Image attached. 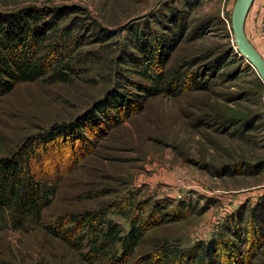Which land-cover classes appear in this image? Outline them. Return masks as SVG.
I'll return each mask as SVG.
<instances>
[{
	"label": "rangeland",
	"instance_id": "1",
	"mask_svg": "<svg viewBox=\"0 0 264 264\" xmlns=\"http://www.w3.org/2000/svg\"><path fill=\"white\" fill-rule=\"evenodd\" d=\"M235 1L0 0V12L30 5L76 8L71 16L80 19L84 30L73 29L72 34L83 37L82 53L88 52L87 64L81 67L84 72L75 78L22 82L0 98V157L28 136L83 113L115 89L118 75L144 82L119 57L122 52H136L137 33L154 30L161 32V38L171 32L180 34L177 27L158 28V20L171 8L181 9L187 17L168 67L218 65L214 72L205 71L207 89L148 98L139 113L100 138L72 170H64L43 212L47 226L53 227L60 215L124 200L144 202L152 212L153 203L159 202L156 212L163 213L166 206V222L147 232L143 249L162 239L182 248L206 245L232 223L242 232L236 239L234 264H264V241L259 246L252 235L261 230L264 238V89L234 42ZM192 2V7L187 6ZM101 29L111 37L100 41L105 35ZM244 32L257 52L264 54V0L253 1ZM119 85V89L135 90L122 81ZM70 162L64 158V169ZM252 169L257 171L250 173ZM88 193L97 196L88 198ZM114 211L108 218L126 232L128 223ZM157 213L148 215H152L150 223ZM177 213L185 216L176 219ZM27 227L0 230V264H89L80 250L54 237L49 229Z\"/></svg>",
	"mask_w": 264,
	"mask_h": 264
},
{
	"label": "trees",
	"instance_id": "2",
	"mask_svg": "<svg viewBox=\"0 0 264 264\" xmlns=\"http://www.w3.org/2000/svg\"><path fill=\"white\" fill-rule=\"evenodd\" d=\"M194 4L187 3V6ZM76 12V8L69 6L33 5L0 12V98L22 82H65L84 72L85 68L81 70V67L87 64L85 56L88 52L82 53L83 37L76 34L84 30V24L78 23L80 19L71 16ZM185 15L181 9L171 8L169 13L163 14L162 20H158L160 30L177 27L180 34L171 32L168 37L161 38V32L154 30L137 33L133 46L136 52L127 55L122 52L120 55L119 61L132 67L133 74L144 82L118 75L115 89L94 101L90 109L71 121L28 136L10 153L0 157V230L6 227L28 230L27 225L31 229L47 228L54 237L80 250L81 258L89 264L236 263V239H240L242 232L237 224L232 223L224 230L226 233L206 245L196 243L182 248L162 239L147 250L143 249L147 232L166 222V206H162L163 213L156 212L159 202L153 203V212L157 216L152 223L149 220L152 215H148L153 212L148 211L149 206L129 200L60 215L53 227L47 226L43 220V212L51 203L64 170H72L94 150L100 138L139 113L148 98L207 89L205 71L214 72L218 65L210 62L206 69L194 67L191 63L168 67L171 53L185 31ZM102 31L105 35L99 38L100 41L111 37L106 30ZM120 81L135 90L119 89ZM260 87L264 89L261 82ZM65 157L71 162L64 169ZM257 169L250 170V173ZM95 196L97 194L87 195L88 198ZM112 208L128 223L126 232L118 222L108 218ZM184 216L177 213L175 218ZM252 235L260 246L264 241L262 231ZM240 242L243 244L244 240Z\"/></svg>",
	"mask_w": 264,
	"mask_h": 264
},
{
	"label": "water",
	"instance_id": "3",
	"mask_svg": "<svg viewBox=\"0 0 264 264\" xmlns=\"http://www.w3.org/2000/svg\"><path fill=\"white\" fill-rule=\"evenodd\" d=\"M254 0H236L231 13V29L240 57L245 58L264 84V59L247 39L244 32L246 15Z\"/></svg>",
	"mask_w": 264,
	"mask_h": 264
},
{
	"label": "crops",
	"instance_id": "4",
	"mask_svg": "<svg viewBox=\"0 0 264 264\" xmlns=\"http://www.w3.org/2000/svg\"><path fill=\"white\" fill-rule=\"evenodd\" d=\"M262 56V58L264 59V54H260Z\"/></svg>",
	"mask_w": 264,
	"mask_h": 264
},
{
	"label": "built area",
	"instance_id": "5",
	"mask_svg": "<svg viewBox=\"0 0 264 264\" xmlns=\"http://www.w3.org/2000/svg\"><path fill=\"white\" fill-rule=\"evenodd\" d=\"M263 107H264V96H263Z\"/></svg>",
	"mask_w": 264,
	"mask_h": 264
}]
</instances>
